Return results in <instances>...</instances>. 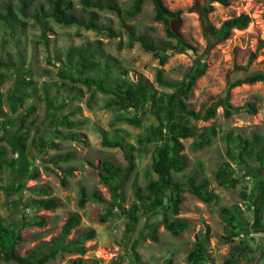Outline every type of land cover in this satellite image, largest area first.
Here are the masks:
<instances>
[{
  "label": "rangeland",
  "instance_id": "374dc122",
  "mask_svg": "<svg viewBox=\"0 0 264 264\" xmlns=\"http://www.w3.org/2000/svg\"><path fill=\"white\" fill-rule=\"evenodd\" d=\"M114 1L122 8L132 3V0ZM162 1L171 11H180L179 37L190 47L178 44L175 37L167 34L164 22L155 20L151 0H144L140 11L125 20L136 32L161 43L159 50L166 59L160 65L159 59L146 52L139 42L130 47L126 45L127 34L118 16L110 10L93 9L99 24L121 33L117 37L53 21L42 29L32 12L39 5L47 10L46 0H34L26 15L13 13L14 17L8 21L1 16L6 10V0H0V62L4 64L0 66V98L5 113L0 117V135L6 132L14 137L12 143L0 142V216L19 236L14 246L17 255L26 256L38 244L60 236L69 215L76 214L77 223L64 236V241L68 243L85 231L94 230V237L83 243L85 253L59 252L44 264H71L78 257L84 264H164L169 259L172 264H188L187 255L194 241L202 236L206 237L203 264H226L228 259L231 260L228 264H264L263 181L255 180L251 174L250 168L257 166L252 158L244 155L241 166L230 157V154L236 155L237 136L249 138L253 133L264 134L263 81L240 84L229 93L233 106L250 101L256 112L240 110L225 116L219 106L212 118L191 119L186 126L189 135L181 141L187 166L180 172H173L172 178L184 181L187 176L194 175L197 181L206 183L213 198L205 202L183 192L177 215L172 214L165 198L162 207L143 210L133 231L126 232L127 219L121 208H128L135 201V184L144 192L148 180L157 178L150 171V164L164 130L149 108L139 111L107 109L103 104L110 94L67 78V75H76L65 62L68 48L97 46L96 60L112 64L111 74L121 73L120 78L134 82L147 81L158 94L173 91L156 82L158 68L162 69L164 80L180 81L200 57L204 71L184 99L186 108L195 111L223 91L237 68L246 66L251 53H256L257 61L264 60V0H229L227 6L213 2V9L205 18L214 28L241 13L249 17V22L243 29H232L226 39L212 47L207 46L202 32L200 13L189 10L192 0ZM18 3L14 0L11 10ZM70 3L73 12L86 15L79 0H70ZM100 74L101 71H97L94 75ZM108 80L105 79V83L108 84ZM24 82L29 83L23 85ZM176 99L183 97L177 95ZM27 109L29 114L22 127L16 130L14 126L17 128L21 114ZM49 113L54 115L44 123ZM13 116L15 121L9 123ZM132 116L137 124L122 119ZM53 129L56 133L51 134ZM104 132L107 138L121 137L133 144V171L116 193L101 182L97 167L102 159L123 167L126 158L120 147L103 144ZM141 135L151 136L152 140L139 144L136 138ZM20 136L24 138V147L16 142L15 138ZM207 136H210V143L198 147L197 143ZM33 139H37L36 143ZM65 153H70L68 160L51 161L52 156ZM13 160L15 164L10 165ZM224 162H229L232 168L229 175L232 187L222 186L216 179L215 173ZM66 168H70L71 173L64 174ZM32 171L37 172L35 178L29 177ZM82 188L88 194L98 193L100 198L89 199L78 206ZM47 197L56 198L54 209H44L37 204L39 198ZM234 205L239 209L238 224L235 233L230 235L231 229L222 219L220 208ZM174 217L187 224L179 234H172L161 224L156 231V241L140 239L132 249L145 222ZM237 245L241 247L237 249ZM0 264L17 263L1 258Z\"/></svg>",
  "mask_w": 264,
  "mask_h": 264
},
{
  "label": "trees",
  "instance_id": "16d2710c",
  "mask_svg": "<svg viewBox=\"0 0 264 264\" xmlns=\"http://www.w3.org/2000/svg\"><path fill=\"white\" fill-rule=\"evenodd\" d=\"M13 1L14 0H6V10L1 14V16L5 17L8 21L12 20L14 17L13 13L17 16L26 15L27 8L34 3V0H18L19 3L11 10L10 6H12ZM46 1L48 3L47 10L44 9L43 5H39L37 9L32 12V17L40 23L42 29L48 26L49 21H53L65 26H75L84 30H93L97 33L105 34L108 37H117L121 33L116 32L110 26L99 24L93 10L107 9L118 16L120 26L124 29L128 37L126 44L128 47L132 46L134 42H139L146 52L152 53L159 59L160 65L165 62L166 58L159 50L161 43L152 40L142 32H136L131 26L125 24V20L135 16L140 11L144 0H132L128 8H122L114 0H79L82 5V10L86 14L84 16L77 15L71 10L70 0ZM151 2L153 4L155 20L164 22L167 34L175 37L178 40V44L188 46L179 36H175L169 27L171 17L180 20V11H171L163 4L162 0H151ZM213 2H217L224 6L229 5V0H192V4L189 8L190 11L200 13L201 29L208 47H212L216 43L226 39L230 35L232 29L245 28L249 22V17L241 13L223 20L220 27L214 28L205 18L206 14L212 11ZM96 53L97 46L93 44L68 48L65 55V62L72 67L76 75L75 77L67 75V78L73 82L78 81L89 89L110 94L109 98L105 99L103 104L107 109L117 108L125 111H139L149 108L155 121H157L164 130L159 143L155 146L153 159L150 164V171L155 173L157 178L148 180L145 184L144 192L141 186L135 184L133 191L135 201L132 202L128 208H121L127 219L126 232L131 233L133 231L143 210H155L156 208L162 207L165 198L170 204V210L173 215L179 213L181 194L183 192H189L202 201H210L213 198V193L206 188V183L204 181H197L196 176L189 175L184 181H178L172 178L173 172H180L187 166L186 158L182 154L184 146L181 139L189 135L186 131V126L191 119L207 120L212 118L219 106L222 107L225 116H230L234 111L237 112L240 110L249 113L256 112L255 105L250 101L245 102L241 106H233L229 101V93L233 87L243 83H253L256 81L264 82V60L257 61L256 53H251L246 66L237 68L234 75L230 76L227 80L223 91L195 111L186 108L184 99L187 97V92L193 82L204 71L205 66L200 57L194 60V64L186 73L185 78L180 81L170 82L164 80L162 69L158 68L155 74L156 82L162 86L173 89L170 93L158 94L147 81L138 80L134 82L127 78H120L121 73L116 72L111 74L110 69L112 64L108 62L101 63L96 60ZM2 65L4 64L0 62V66ZM7 65L9 66V64ZM97 71H101L100 76L94 75ZM107 78L109 79L108 84L105 83V79ZM27 83L29 82H24L23 85ZM177 95H181L183 99L177 100ZM20 99H22V97ZM47 104L48 107H50L49 100ZM27 114H29L28 109L21 114L22 116L17 124V128L14 126L16 130L22 127ZM53 115V113H49L45 117L44 123L48 122ZM3 116H5V113L1 108L0 98V117ZM122 119L128 123L137 124V119L133 116L124 117ZM11 121H15L14 116L8 120L9 123ZM2 125L5 124L3 123ZM52 133L54 134L56 131L53 129L51 131V134ZM227 138L230 140V135L227 134ZM15 139L20 146H25L23 137H16ZM3 140L12 143L14 137H9L5 132L0 135V142ZM151 140L152 137L147 135H141L136 138V142L139 144ZM36 141L37 139L32 140L33 143H36ZM102 142L107 146L120 147L126 158V165L123 167L107 159H102L97 167L101 182L107 185L112 193H116L118 188L124 186L133 171V144L124 141L121 137L113 139L107 138L106 132L103 133ZM208 143H210V136L200 140L197 145L199 147ZM234 145L236 148V155L230 154L231 160L237 165L242 166L244 163V155L252 158L257 163V166L250 168L251 174L255 180L258 178L261 179L264 186V134L253 133L249 138L237 136ZM0 154H2V150H0ZM69 158L70 153L58 154L52 156L51 161L57 163L59 161H66ZM9 163L10 165H13V163L15 164V160ZM231 172L232 168L229 162L221 164L215 173L218 183L225 187H232V178L229 176ZM68 173H71L70 168L65 169L64 174ZM36 176L37 172L32 171L29 177L35 178ZM61 183L64 184L63 177L61 178ZM99 198L98 193L91 192L88 194L82 188L79 193L78 206H83L89 199L98 200ZM37 204L44 209H54L57 206V200L54 197L39 198ZM238 210L237 205L231 206L230 208H220L222 219L231 229L229 230L230 235L235 233L234 229L238 224ZM77 220L78 217L76 214L69 215L62 226L60 236L53 237L49 242L38 244L26 256H19L14 251V246L19 236L12 225L5 224L0 216V259L3 258L7 261H14L17 264H44L48 260L54 258L59 252H76L80 255L84 254L86 248L83 243L85 240L94 237V230H87L80 237L68 243L64 241V236L75 226ZM41 223L42 222H37V224ZM161 224L174 235L179 234L187 226L185 220L177 217L171 220L163 218L160 222H145L139 232V237L132 243V249H135L140 239L148 238L152 241H156V231ZM205 238V236H202L194 241L187 255L188 264H203L205 261ZM240 247L241 246L238 245L236 246L237 249ZM233 256L234 255H232V257ZM230 261L231 260L228 259L225 263L228 264ZM71 264H84V261L81 257H78L73 260ZM164 264H172V262L169 259Z\"/></svg>",
  "mask_w": 264,
  "mask_h": 264
},
{
  "label": "water",
  "instance_id": "95a60500",
  "mask_svg": "<svg viewBox=\"0 0 264 264\" xmlns=\"http://www.w3.org/2000/svg\"><path fill=\"white\" fill-rule=\"evenodd\" d=\"M169 27L171 32L175 35V36H179L180 35V20L177 18H173L169 21Z\"/></svg>",
  "mask_w": 264,
  "mask_h": 264
}]
</instances>
